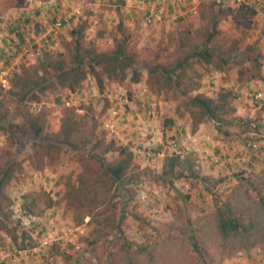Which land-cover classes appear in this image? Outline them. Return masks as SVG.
<instances>
[{
    "label": "rangeland",
    "instance_id": "374dc122",
    "mask_svg": "<svg viewBox=\"0 0 264 264\" xmlns=\"http://www.w3.org/2000/svg\"><path fill=\"white\" fill-rule=\"evenodd\" d=\"M74 39L81 53L121 43L125 67L138 79L127 68L108 80L100 64L102 92L87 73L73 89L54 86L26 100L41 136L57 135L67 117L74 122L73 149L42 151L18 141L20 170L4 191L10 203L0 264H264V154L248 171L226 161L236 149L226 146L228 137L264 140V128L250 123L263 121L264 106L226 85L231 75L240 89L261 72L255 58L264 46V0H0V117L12 131L20 133L25 110L7 93L9 80L38 62H68ZM194 46L203 56L190 59L174 87L162 69ZM219 93H229L219 124L200 118L186 99ZM14 151L0 129V168ZM121 152L132 160L117 186L96 159L113 164ZM173 153L187 159L194 178L161 177ZM79 175L82 194L64 198ZM219 212L245 231L222 237Z\"/></svg>",
    "mask_w": 264,
    "mask_h": 264
},
{
    "label": "trees",
    "instance_id": "16d2710c",
    "mask_svg": "<svg viewBox=\"0 0 264 264\" xmlns=\"http://www.w3.org/2000/svg\"><path fill=\"white\" fill-rule=\"evenodd\" d=\"M250 12L252 13L251 10ZM9 32L15 33L17 36L19 35L15 30H10ZM79 32L80 30L77 33ZM179 46H182L181 42ZM192 48L195 50L191 49L184 53L182 58L175 61L170 68L162 69L163 74L166 77L165 79L169 83H172L174 87L178 86L179 81L183 78L181 74L182 70L188 66L190 59L203 56L201 51H196L195 46ZM80 51V41L74 39L72 41V51L69 55L68 62H65L64 60L57 62H50L48 60H46L47 62H38L37 66L22 69L19 74L15 73L13 78L9 80L10 90H8L7 93L9 95H16L18 97L17 101L22 104L21 109L25 111L22 113L24 124L21 128H19L20 133L12 131L10 126L6 122H3L6 121L3 120V116L0 117V129L8 133L11 139V145L15 149V151L9 155L8 159L0 168V231L4 230V232L7 233L5 224L8 219L4 210H6L10 202L4 192L5 187L13 179L14 173L20 170V163L16 160L15 156L18 141L23 144V140L29 141L36 149L38 147L39 150L42 151L56 149L60 145L73 149V145L68 141V138L70 131L74 126V122L71 121L69 123L70 118L67 117L61 123V127L59 128L57 135L53 134L50 136H41L43 128L38 122L39 118L31 115L30 112L24 109V103L26 100L32 99L33 101H36L40 91L53 88L54 86L59 88L68 86L70 89H73V87L79 85L87 73L94 78L96 84L95 86L99 92H102L103 80L99 77V74L95 72V67L100 64H104V68L101 70L106 75L108 80H112L117 76L123 78V73H126L125 69L127 68L130 70L132 81L136 82L138 79L136 71L132 69L129 63H127V67H125L127 59L123 55V46L119 42H116L113 50L108 51L107 53H96L94 50H86L84 53H81ZM86 58L88 59V62L85 63L84 59ZM209 58L206 56L205 60L207 61ZM156 69L157 67H155L154 70ZM38 72L40 74H38ZM99 73H101V71H99ZM228 95L229 93H219L216 94L215 98H212L196 94L186 99L190 106L197 109V113L200 118L208 119L216 124H219L222 120L217 112L225 106V99ZM55 100L56 103L59 102L58 98H55ZM87 153L89 154V150H87ZM123 154L125 157L113 164H104L100 159L97 160L92 154L90 156L91 158L96 159L99 163L100 168H102V175L106 178V180H109L111 184L115 183L117 186H121L123 185L122 179L126 175L127 168L132 160V156L129 152ZM37 158L39 159V157ZM40 168L41 167L36 166L34 167V170H40ZM191 171L192 170L187 159L181 158L179 155L173 153L164 159V163L161 168V177L163 179L194 178V172L192 171V173ZM77 181L76 189H73L72 185L66 188L67 193H65L64 198H67V196H70L71 194H75L77 196L82 194L80 189L83 184L81 175L78 176ZM123 200L125 203L128 200V197L125 196ZM262 202L264 203L263 200ZM229 216L230 215H225L223 212H219L217 229L222 237H227L228 234L238 233L241 230L245 231L240 222H237V218H229ZM15 238V236L11 237V240L14 243L16 241ZM204 264H206L205 261Z\"/></svg>",
    "mask_w": 264,
    "mask_h": 264
},
{
    "label": "crops",
    "instance_id": "0c3cea01",
    "mask_svg": "<svg viewBox=\"0 0 264 264\" xmlns=\"http://www.w3.org/2000/svg\"><path fill=\"white\" fill-rule=\"evenodd\" d=\"M260 48H261L262 55L260 54V56L255 58L256 62L259 65H261L260 66L261 72H260L258 77H254V80H251V78H248L251 81L249 83H246L245 85L241 84V88L240 89L237 87V85H238L237 82L238 81L235 79V77L233 78V76L230 75L228 77V79L226 80L227 81L226 85H228V91H233L234 93L236 91V93H238L240 95H245V96L249 95L251 101L253 100L252 97H253L254 94H256L258 92L264 94V46H261ZM235 66H239L240 67V64L239 65H235ZM228 67H229V64L226 65V69ZM232 67H233V65H232ZM214 83L215 84L218 83L217 79L214 80ZM237 89H238V92H237ZM250 111L252 112L251 109H250ZM263 113H264V111H262V114H261L262 118L264 116ZM250 123L254 124L256 128H260V129L264 128L263 127L264 126V119H263V121H260V122H259V120H253ZM198 133L200 135L201 132H198ZM228 135L230 136V134L226 133V136H228ZM249 135H253V134H249ZM216 143H215L216 146L219 145L218 142H216ZM215 145H211V146H212L213 152L217 154V153L220 152V149L218 147H214ZM226 146H229L230 149H231L232 146H236L235 153H234V150H233V152H232V150H229V149H228L229 150L228 152L226 150V152H227V160L226 161L229 162V164H230V162H235V163L237 162L236 164L237 165H241L242 169H245L246 171L250 170L251 168L252 169L257 168L259 166V164L263 160L262 157H263L264 153H263L262 149H259L258 153H256L253 157H251L249 159L248 158L239 157L237 152L240 149V145H239V142L236 141L234 136L233 137H231V136L228 137V140L226 141ZM224 149H226V148H224ZM212 167L213 166H211V168Z\"/></svg>",
    "mask_w": 264,
    "mask_h": 264
},
{
    "label": "built area",
    "instance_id": "2783aa9c",
    "mask_svg": "<svg viewBox=\"0 0 264 264\" xmlns=\"http://www.w3.org/2000/svg\"><path fill=\"white\" fill-rule=\"evenodd\" d=\"M61 25V21L56 20L53 24V27H59ZM6 84L5 76H0V85L4 86ZM253 102L256 107L264 106V94L263 93H256L252 97ZM240 149L238 150L237 154L241 158H251L256 153H258L259 149L264 150V140H260L255 135H249L242 137L240 140ZM179 154V152H177Z\"/></svg>",
    "mask_w": 264,
    "mask_h": 264
}]
</instances>
